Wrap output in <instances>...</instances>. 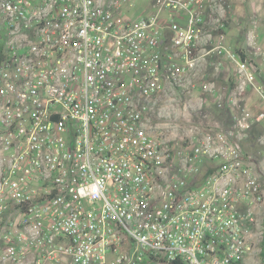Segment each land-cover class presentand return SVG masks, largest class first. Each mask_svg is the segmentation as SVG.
Segmentation results:
<instances>
[{
    "label": "built area",
    "instance_id": "1",
    "mask_svg": "<svg viewBox=\"0 0 264 264\" xmlns=\"http://www.w3.org/2000/svg\"><path fill=\"white\" fill-rule=\"evenodd\" d=\"M236 1L0 0V264H264V157L242 148L264 109L239 99L264 105V48L224 44ZM227 62L230 127L153 135L163 96L216 98Z\"/></svg>",
    "mask_w": 264,
    "mask_h": 264
},
{
    "label": "rangeland",
    "instance_id": "2",
    "mask_svg": "<svg viewBox=\"0 0 264 264\" xmlns=\"http://www.w3.org/2000/svg\"><path fill=\"white\" fill-rule=\"evenodd\" d=\"M152 1L134 0V7L129 13L131 15L141 14L144 9L151 6ZM261 1L264 0H243L240 2L246 5H252L253 3L256 5ZM235 19L239 20L238 17H235ZM236 20L231 21V25L229 24L230 27L227 30L224 44L240 49L244 41V36L240 30H246L248 26L245 25L246 21L243 20V23H241L242 21L238 22ZM200 97L199 91L177 95L172 101H170V97L163 96L159 102V108L164 109L162 112L164 117L158 116L153 120V129L151 130L153 135L164 132L172 140V144L175 147H181L188 144L193 136L197 135V132H209L221 127L220 125L218 126V115L216 114L220 109L217 104L218 101L214 97H212L213 100L204 99L201 101ZM258 98L260 99V97ZM224 127H227V125H224ZM242 148L246 150L247 144H243ZM254 153L258 155L255 151ZM260 216L261 219H264V211H262Z\"/></svg>",
    "mask_w": 264,
    "mask_h": 264
},
{
    "label": "crops",
    "instance_id": "3",
    "mask_svg": "<svg viewBox=\"0 0 264 264\" xmlns=\"http://www.w3.org/2000/svg\"><path fill=\"white\" fill-rule=\"evenodd\" d=\"M232 22L235 17H238V22L243 23V20L246 21L245 25L248 26L246 30H240L241 34L244 36V41L242 47L246 44V37L250 31L253 30V33L257 35V41L264 48V1L259 2L258 4H244L243 2L236 1L233 4V12H232ZM234 19V20H233ZM231 22V23H232ZM237 22V24H239ZM254 22H257L259 27L257 29L252 28ZM231 25V24H230ZM230 27V26H229ZM241 47V48H242ZM249 48V47H248ZM247 48V49H248ZM239 49V48H238ZM252 62L256 65L261 73V79L264 81V57L256 56L254 53L250 54ZM207 79L213 82L217 89L215 100L220 101L222 99L224 108L219 109L216 113L218 115L217 121L219 122L218 126L221 127L227 125V127L231 126L234 120V115L236 114V110L231 103L232 98L238 97V94L235 90V71L234 67L230 63H225L219 71L213 70L212 66L207 68ZM224 90V91H222ZM259 96L253 90L247 91L242 97L241 101L253 112H259L264 109V105ZM208 99H212V97H208ZM213 100V99H212ZM254 134H252V138H255V142L251 144H247L246 152L258 153L259 156L264 157V147L259 143L260 137L264 133V121L261 123L254 124L252 127ZM242 144V147H243ZM258 151V152H257ZM255 154V153H254Z\"/></svg>",
    "mask_w": 264,
    "mask_h": 264
},
{
    "label": "trees",
    "instance_id": "4",
    "mask_svg": "<svg viewBox=\"0 0 264 264\" xmlns=\"http://www.w3.org/2000/svg\"><path fill=\"white\" fill-rule=\"evenodd\" d=\"M237 51H238V53L243 57L244 55L241 53V50L240 49H237ZM251 130H253V129H251ZM251 133L252 134H254V132L253 131H251ZM250 133V139L248 140L249 142H251V144H253L255 141V138H252V134ZM247 141V143H249ZM260 246H261V253H260V256H261V259L263 260V262H264V236H263V239H262V241H261V244H260Z\"/></svg>",
    "mask_w": 264,
    "mask_h": 264
}]
</instances>
